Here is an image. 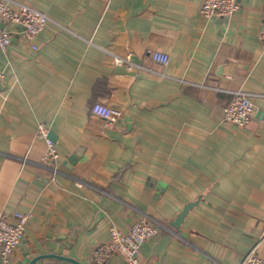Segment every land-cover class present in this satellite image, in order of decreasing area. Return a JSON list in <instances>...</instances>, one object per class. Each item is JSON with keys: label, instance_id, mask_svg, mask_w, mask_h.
<instances>
[{"label": "crops", "instance_id": "1", "mask_svg": "<svg viewBox=\"0 0 264 264\" xmlns=\"http://www.w3.org/2000/svg\"><path fill=\"white\" fill-rule=\"evenodd\" d=\"M13 1L50 19L32 41L9 24L0 49V213L30 214L0 264H98L112 226L148 217L160 232L139 264H241L254 246L264 258V0L212 17L203 0ZM235 88L255 104L243 128L223 118ZM97 102L116 120L93 113Z\"/></svg>", "mask_w": 264, "mask_h": 264}, {"label": "built area", "instance_id": "2", "mask_svg": "<svg viewBox=\"0 0 264 264\" xmlns=\"http://www.w3.org/2000/svg\"><path fill=\"white\" fill-rule=\"evenodd\" d=\"M241 0H203L200 11L206 17L231 16L240 6ZM49 16L26 3L13 0H0V49L6 51L11 44L13 33L9 24L13 23L22 27L21 33L25 40L32 41L38 33L44 30L49 21ZM260 46L264 51V19L261 22L258 33ZM35 47V46H34ZM154 60L167 64L169 54L164 51L151 52ZM118 62L124 61L117 58ZM4 78V72L0 67V85ZM232 97L224 107L223 118L226 122L237 127H245L251 120L255 104L252 94L242 88L231 90ZM93 113L102 116L106 120H116V114L108 105L97 102L92 107ZM38 135L45 139L47 151L43 158V164L57 173L55 165L58 159V151L55 142L48 136L47 128L40 124ZM30 214L20 211L13 213V219L0 213V260L8 262L14 250L21 243ZM160 232L159 222L148 217L136 221L128 230L112 226L110 228V240L99 244L94 256L98 264H104L114 255L123 256L129 264H139L141 245L150 238L156 237ZM241 264H264V258L258 253L257 246L251 248Z\"/></svg>", "mask_w": 264, "mask_h": 264}, {"label": "water", "instance_id": "3", "mask_svg": "<svg viewBox=\"0 0 264 264\" xmlns=\"http://www.w3.org/2000/svg\"><path fill=\"white\" fill-rule=\"evenodd\" d=\"M77 153H78V151H76V153H75L72 157L69 158V160H70L71 162H73V161L76 159V155H77ZM186 211H187V208H185L184 211H182V212L179 214V216H178V218H177V222H179V221L183 218V216H184V214L186 213ZM42 256H43V255H42ZM42 256H39V257L34 258V259H33L32 261H30L28 264H34V263H35L40 257H42ZM44 256L55 257V258L60 259V260H65V261L72 262L73 264H82L80 261H78V260H76V259H74V258L68 257V256H63V255H58V254H46V255H44Z\"/></svg>", "mask_w": 264, "mask_h": 264}]
</instances>
